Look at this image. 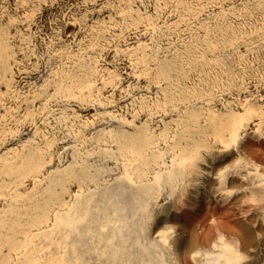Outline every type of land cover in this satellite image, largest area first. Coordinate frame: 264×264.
I'll list each match as a JSON object with an SVG mask.
<instances>
[{"label":"bare ground","instance_id":"obj_1","mask_svg":"<svg viewBox=\"0 0 264 264\" xmlns=\"http://www.w3.org/2000/svg\"><path fill=\"white\" fill-rule=\"evenodd\" d=\"M262 142L264 0H0V264H249Z\"/></svg>","mask_w":264,"mask_h":264},{"label":"rangeland","instance_id":"obj_2","mask_svg":"<svg viewBox=\"0 0 264 264\" xmlns=\"http://www.w3.org/2000/svg\"><path fill=\"white\" fill-rule=\"evenodd\" d=\"M221 213L222 210L219 208L215 210L213 214L204 216L202 218L205 238L210 239L219 233H231L229 226V214L222 215ZM257 241L258 244L255 246V248H253L256 255L253 256L249 264H256L257 257L259 258L260 255L264 253V235L259 236Z\"/></svg>","mask_w":264,"mask_h":264},{"label":"snow or ice","instance_id":"obj_3","mask_svg":"<svg viewBox=\"0 0 264 264\" xmlns=\"http://www.w3.org/2000/svg\"><path fill=\"white\" fill-rule=\"evenodd\" d=\"M258 147H259L260 149L264 150V142L260 143V144L258 145Z\"/></svg>","mask_w":264,"mask_h":264}]
</instances>
